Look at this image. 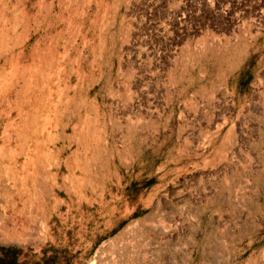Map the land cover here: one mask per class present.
Here are the masks:
<instances>
[{
    "label": "rangeland",
    "instance_id": "1",
    "mask_svg": "<svg viewBox=\"0 0 264 264\" xmlns=\"http://www.w3.org/2000/svg\"><path fill=\"white\" fill-rule=\"evenodd\" d=\"M47 244L264 264V0H0V246Z\"/></svg>",
    "mask_w": 264,
    "mask_h": 264
},
{
    "label": "trees",
    "instance_id": "2",
    "mask_svg": "<svg viewBox=\"0 0 264 264\" xmlns=\"http://www.w3.org/2000/svg\"><path fill=\"white\" fill-rule=\"evenodd\" d=\"M153 184L152 179L132 176L129 173H121L120 198L126 200L130 206L138 202L144 192ZM145 210L136 205L134 211L124 220L119 221L114 227L104 235L96 238L93 243L95 248L101 241L114 235L129 220H133L143 215ZM77 255L64 248H55L51 244L45 245L39 256L31 254L15 245L0 246V264H76Z\"/></svg>",
    "mask_w": 264,
    "mask_h": 264
},
{
    "label": "crops",
    "instance_id": "3",
    "mask_svg": "<svg viewBox=\"0 0 264 264\" xmlns=\"http://www.w3.org/2000/svg\"><path fill=\"white\" fill-rule=\"evenodd\" d=\"M105 45L104 44H101V50H100V59L102 57V55L104 54V47ZM103 66V64H101ZM105 67H107V65L105 64ZM108 73V67H107V72ZM98 79L95 81V83H93L91 86H89L86 90H82L80 91V93L78 95H82V99L80 101H76V105H77V111H79L83 106H84V101H85V98H86V94L87 92L91 89V87L95 86V88H99V86L101 87V83L103 81H105V79H103V75L101 76L100 73H98ZM97 103V102H96ZM98 105V103H97Z\"/></svg>",
    "mask_w": 264,
    "mask_h": 264
}]
</instances>
